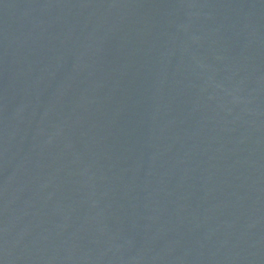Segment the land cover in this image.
Returning <instances> with one entry per match:
<instances>
[{
  "label": "water",
  "instance_id": "1",
  "mask_svg": "<svg viewBox=\"0 0 264 264\" xmlns=\"http://www.w3.org/2000/svg\"><path fill=\"white\" fill-rule=\"evenodd\" d=\"M0 264H264V0H0Z\"/></svg>",
  "mask_w": 264,
  "mask_h": 264
}]
</instances>
